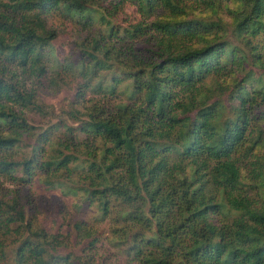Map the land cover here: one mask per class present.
Returning a JSON list of instances; mask_svg holds the SVG:
<instances>
[{"label":"trees","instance_id":"obj_1","mask_svg":"<svg viewBox=\"0 0 264 264\" xmlns=\"http://www.w3.org/2000/svg\"><path fill=\"white\" fill-rule=\"evenodd\" d=\"M1 178L0 264H264V0H0Z\"/></svg>","mask_w":264,"mask_h":264},{"label":"rangeland","instance_id":"obj_2","mask_svg":"<svg viewBox=\"0 0 264 264\" xmlns=\"http://www.w3.org/2000/svg\"><path fill=\"white\" fill-rule=\"evenodd\" d=\"M73 41L70 36H59L54 42L57 55L62 57L67 53H71L72 49L75 48ZM73 98L74 91L68 87H64L60 92H56L52 88H44L42 93L39 94L40 102L44 105L43 113L29 111L26 113L32 121V124L47 125L49 122L53 120L56 121L59 118L58 115L61 110L67 109ZM60 188H58L59 190L57 191H49L43 187L35 186L31 190L35 202V206L33 207L34 211L28 209V214L33 216V220L39 225V227L45 228L48 232L57 233L61 230L65 235L73 234L72 227H68V218L77 215L75 209L76 198L70 193L69 196L63 195ZM15 189L16 188L9 182L4 181L2 178L0 179L1 195H10ZM65 211L68 212V218H66ZM64 213L65 218L62 216ZM83 216L87 217V214ZM69 250L76 254H78L80 250L78 244L75 241H72V237L71 245L67 252ZM65 251L66 249L61 250L63 254Z\"/></svg>","mask_w":264,"mask_h":264}]
</instances>
